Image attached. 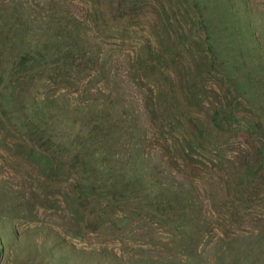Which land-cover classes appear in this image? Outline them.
I'll use <instances>...</instances> for the list:
<instances>
[{
	"label": "rangeland",
	"instance_id": "374dc122",
	"mask_svg": "<svg viewBox=\"0 0 264 264\" xmlns=\"http://www.w3.org/2000/svg\"><path fill=\"white\" fill-rule=\"evenodd\" d=\"M0 264H264V0H0Z\"/></svg>",
	"mask_w": 264,
	"mask_h": 264
},
{
	"label": "trees",
	"instance_id": "16d2710c",
	"mask_svg": "<svg viewBox=\"0 0 264 264\" xmlns=\"http://www.w3.org/2000/svg\"><path fill=\"white\" fill-rule=\"evenodd\" d=\"M210 40L209 34L207 33V31L205 32L203 41L208 42ZM211 54H212V50H211ZM215 56V55H214ZM215 61L217 63V60L214 59L213 62L210 61V63L208 64V69L211 70L210 65L212 66L213 63L215 64ZM204 74H201L199 76V78H203ZM221 83L225 84L226 87L228 88L229 92L231 93L232 97L236 96V91H237V85L234 82V80L229 76V74H225L224 72H221V77H220ZM224 120L221 122L222 119H214V121L218 124H215L216 126H220L223 127L224 125H226L227 127L231 125L232 122V116L230 115V113H228L225 118H223ZM218 121V122H217Z\"/></svg>",
	"mask_w": 264,
	"mask_h": 264
}]
</instances>
